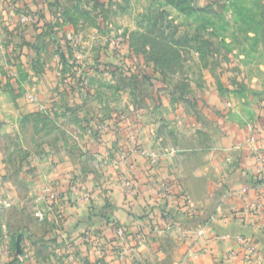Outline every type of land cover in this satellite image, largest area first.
<instances>
[{
  "label": "rangeland",
  "instance_id": "rangeland-1",
  "mask_svg": "<svg viewBox=\"0 0 264 264\" xmlns=\"http://www.w3.org/2000/svg\"><path fill=\"white\" fill-rule=\"evenodd\" d=\"M155 80L168 83L169 103L156 98ZM203 85L205 93L216 88L222 109L204 113L188 100ZM182 109L198 130L178 125ZM139 119L168 123L173 156L185 141L199 142L205 149L193 157L230 166L245 140L238 147L228 131L264 130V0H0L2 254L29 260L22 242L30 234L11 242L2 226L21 227L31 211L46 218L41 194L25 196L46 158L97 175L140 150L154 159L147 144L135 143ZM99 139L113 142L105 160L89 155ZM54 241L32 249L37 264H55Z\"/></svg>",
  "mask_w": 264,
  "mask_h": 264
},
{
  "label": "crops",
  "instance_id": "crops-1",
  "mask_svg": "<svg viewBox=\"0 0 264 264\" xmlns=\"http://www.w3.org/2000/svg\"><path fill=\"white\" fill-rule=\"evenodd\" d=\"M153 84L157 87L156 98L169 103L168 83L155 80ZM203 90L191 99L187 97L188 100L196 103L204 113L208 109H222V98L216 88L205 93L203 85ZM180 111L183 124L178 125L198 130L190 111ZM201 118L205 121L203 116ZM167 124L157 123L152 127L138 120L135 143L137 146L147 144L154 159L145 158L137 151L132 154L133 159L125 162L127 169L120 162L119 169L108 167L105 173L97 175L89 169L84 173L82 169L68 167L70 165L62 159L46 158L44 166L47 169L39 170L38 182L31 183L25 195L34 201L33 195L41 194L43 207L40 209L46 213V218L40 221L32 217L35 212L31 211L32 216L23 213L28 222L21 227L5 222L2 226L7 230L8 240L20 231L30 234L22 242V249L30 252L24 264H37L32 249L39 248V242L53 238L59 246L53 256L55 264H244L246 252L238 239L241 236L259 248L264 264V174L258 172L248 149L236 148L230 166L218 159L211 164L193 157L191 150L205 149L199 142L185 141L182 152L173 156ZM256 133L257 145L264 150V130L257 129ZM249 136L241 130L227 133L228 140L236 145ZM111 145L113 142L99 139L89 146V155L105 160ZM213 146V150L220 149L216 142ZM82 160L93 162L89 158ZM126 179L133 180L134 194L126 190ZM255 180L260 184H255ZM48 183H52L50 188L57 190L58 201H51L46 193L42 196L49 188L43 189ZM163 185H167L169 197L163 194ZM243 188L252 191L242 197L224 198L227 192ZM204 225L209 228L206 241L196 243L185 233L189 228L197 230ZM117 226L126 231L122 239L116 238ZM139 228L147 237L145 244L140 242ZM222 235H230V239L223 241L219 238ZM1 247L0 264H17V258L3 255ZM66 253L67 258L60 260ZM228 253L236 257L231 259Z\"/></svg>",
  "mask_w": 264,
  "mask_h": 264
},
{
  "label": "built area",
  "instance_id": "built-area-1",
  "mask_svg": "<svg viewBox=\"0 0 264 264\" xmlns=\"http://www.w3.org/2000/svg\"><path fill=\"white\" fill-rule=\"evenodd\" d=\"M177 123L179 125L183 124L181 119H178ZM249 135L250 136L245 141L243 147L248 149L250 153V157L253 158V161L257 165L258 172L261 174H264V150L262 147L257 145V142H258L256 139L257 133L256 131H254V129L251 128V131L249 130ZM240 145L242 144L239 143L238 147H240ZM139 152H141L142 154L145 153L144 150H140ZM124 186L130 194H134L135 184L132 179H126ZM162 190H163V194L165 195V197H169L170 191L167 189V185H163ZM251 191H252L251 188H243L240 190L229 191L224 195V198L232 199V198L242 197V196L248 195L249 192ZM45 193H46L47 198L50 199L51 201H58L60 199L56 189L49 187L45 191ZM138 231L140 233V237H139L140 242H142V244L147 243V237L143 234L142 228H139ZM185 233L189 235L191 240L195 241L196 243H199L204 239L205 241L206 239H208L209 228L207 225H204L198 228L197 230H193L189 228ZM115 235H116V238L122 239L125 237L126 231L122 226H117L115 230ZM219 238H221V240L223 241H227L230 239V235H222ZM238 239L241 245L244 247L245 252H246L244 264H263L261 251L259 250V248L256 245H254L253 242L245 239L242 236L239 237ZM228 257L233 259L236 257V255L234 253H228Z\"/></svg>",
  "mask_w": 264,
  "mask_h": 264
},
{
  "label": "trees",
  "instance_id": "trees-1",
  "mask_svg": "<svg viewBox=\"0 0 264 264\" xmlns=\"http://www.w3.org/2000/svg\"><path fill=\"white\" fill-rule=\"evenodd\" d=\"M254 182H255V184H257V185L260 184L259 181H257V180H255ZM16 258H18V257H15V260H16Z\"/></svg>",
  "mask_w": 264,
  "mask_h": 264
},
{
  "label": "water",
  "instance_id": "water-1",
  "mask_svg": "<svg viewBox=\"0 0 264 264\" xmlns=\"http://www.w3.org/2000/svg\"><path fill=\"white\" fill-rule=\"evenodd\" d=\"M20 243H21V239L18 240V244H20ZM18 253L20 254V251Z\"/></svg>",
  "mask_w": 264,
  "mask_h": 264
}]
</instances>
